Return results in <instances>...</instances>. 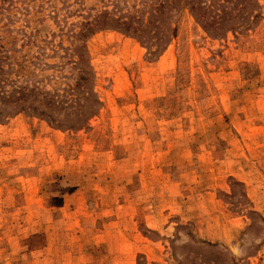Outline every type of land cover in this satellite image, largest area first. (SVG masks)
I'll use <instances>...</instances> for the list:
<instances>
[{"label": "rangeland", "instance_id": "obj_1", "mask_svg": "<svg viewBox=\"0 0 264 264\" xmlns=\"http://www.w3.org/2000/svg\"><path fill=\"white\" fill-rule=\"evenodd\" d=\"M13 1L0 46L24 65L44 55L51 79L72 72V25L123 0ZM259 3L256 28L217 39L180 11L155 55L117 30L93 35L101 105L82 129L0 119V264H263Z\"/></svg>", "mask_w": 264, "mask_h": 264}, {"label": "trees", "instance_id": "obj_2", "mask_svg": "<svg viewBox=\"0 0 264 264\" xmlns=\"http://www.w3.org/2000/svg\"><path fill=\"white\" fill-rule=\"evenodd\" d=\"M14 4L13 0H0V19L12 17L9 11ZM182 10L215 39L251 31L262 19L259 0H136L132 5L126 0L115 1L112 11L104 9L72 25L68 34L71 45L65 52L71 73H65L62 64L57 66L56 75L44 79L36 67L44 72L55 66L47 65L44 55L35 57L36 63L33 59L23 61L24 65L12 60L0 46V119L26 113L47 120L57 129L84 128L101 105L88 39L113 29L139 41L149 55L159 54L177 37L174 19ZM52 81L60 83L51 85Z\"/></svg>", "mask_w": 264, "mask_h": 264}, {"label": "crops", "instance_id": "obj_3", "mask_svg": "<svg viewBox=\"0 0 264 264\" xmlns=\"http://www.w3.org/2000/svg\"><path fill=\"white\" fill-rule=\"evenodd\" d=\"M249 192H251V194H249L250 198L252 199L253 202H255V205L257 204H261L262 203V194L260 192V186L259 185H254L253 183L250 184L249 186ZM259 209H262V207H260ZM243 219V217H241ZM264 264V261L262 262Z\"/></svg>", "mask_w": 264, "mask_h": 264}]
</instances>
